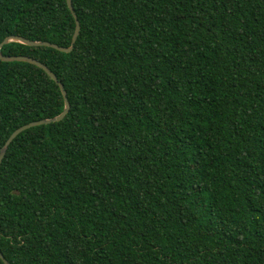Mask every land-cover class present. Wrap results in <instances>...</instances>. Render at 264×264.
<instances>
[{"label":"trees","instance_id":"obj_1","mask_svg":"<svg viewBox=\"0 0 264 264\" xmlns=\"http://www.w3.org/2000/svg\"><path fill=\"white\" fill-rule=\"evenodd\" d=\"M74 50L20 43L70 111L0 165L10 264H264V0H72ZM66 0H0L9 36L71 45ZM65 108L0 60V149ZM0 264H4L0 259Z\"/></svg>","mask_w":264,"mask_h":264},{"label":"water","instance_id":"obj_2","mask_svg":"<svg viewBox=\"0 0 264 264\" xmlns=\"http://www.w3.org/2000/svg\"><path fill=\"white\" fill-rule=\"evenodd\" d=\"M67 1V5L69 10L71 11V13L73 14V17L76 21V28H75V32H74V36L72 38V42L70 47L68 48H64V47H60L56 44H51L49 42H35V41H30L27 39H24L22 37H18V36H9L7 38H5L3 40V42L0 44V60L3 62H24V63H29L32 65L37 66L38 68L42 69L54 82H56L61 90L63 99H64V105L65 108L63 110V112L51 119H44V120H40V121H36V122H32L29 123L27 125H24L20 128H18L16 131H14L11 136L7 139V141L5 142V144L3 145V147L0 149V165L3 162L4 157L6 156L7 150L9 148V146L11 145V143L24 131L29 130L31 128L34 127H38V126H44V125H50L53 123H59L61 121H63L65 119V117L67 116V114L70 111V104L67 98V93L64 89V86L58 81L57 77L54 75L53 72H51V70L45 66L44 64L29 58V57H24V56H4L1 53V50L3 48V46L8 45L10 43H20L29 47H48V48H52L55 49L59 52L62 53H66L69 54L74 50V45L80 35V23L77 19L76 14L74 13V8H73V4H72V0H66ZM0 259L3 261L4 264H10L5 257L3 256V254L0 251Z\"/></svg>","mask_w":264,"mask_h":264}]
</instances>
